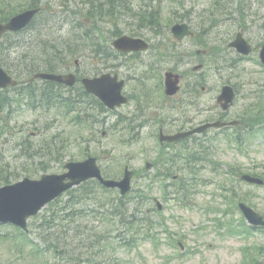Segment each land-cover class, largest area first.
Instances as JSON below:
<instances>
[{
	"label": "rangeland",
	"instance_id": "374dc122",
	"mask_svg": "<svg viewBox=\"0 0 264 264\" xmlns=\"http://www.w3.org/2000/svg\"><path fill=\"white\" fill-rule=\"evenodd\" d=\"M36 1L45 8L44 18L45 15L51 17L52 13L58 12L59 5L63 2V0ZM213 1L162 0L163 9L169 13L164 15L163 20L169 22V18H178L180 21L181 18L187 16L184 13H178L184 6L191 10L188 13H197L191 17L195 22L202 23L198 28L206 33L208 38L220 41L225 37L228 41L231 38L230 35L240 30V26H242L246 30V36L254 41L255 46L258 47L264 43V0H225L222 2V8L224 12H228V15L221 13L220 9H213ZM23 2L24 0H0V16L23 7L24 4L18 5ZM155 2L157 4V0ZM113 19L110 23L101 21L100 26L106 29L114 22L121 28L125 27V20H121L118 16ZM132 22L134 20H129V23ZM91 23H93L92 20L88 24L91 25ZM73 28L70 15L56 14L47 28L44 29L43 26L42 30L49 31L54 37L59 35L65 39L69 38L70 44L76 49H80L83 44L77 42V38L84 34L85 30H79V35L77 32L76 37L72 38L70 34H74L73 30H76ZM35 32L33 29L26 34L28 36L29 33L35 34ZM161 32H163L161 37L166 38L165 31ZM26 34H23V38L26 37ZM220 43L222 42L220 41ZM14 49V47L9 49L7 57L0 54V65L4 60L11 61L13 55L10 52H13ZM233 53L235 52L228 47L222 53L224 58L210 64L207 84L209 88L220 87L223 79H228L231 75L239 73L242 79H246V86L240 95V102L233 108L234 111L229 119L234 120L243 113L248 114V110H254L256 119L250 125L264 121V70L252 58L241 60L235 67L229 68L225 62L233 61ZM220 62L224 63V68L221 67L220 70H217L216 65ZM136 82H139V79L136 78L132 81V91L136 90L134 88ZM208 99L211 114L213 112L211 108L214 107L213 104L216 103V100L212 93L208 94ZM248 102H251L252 107L245 109L244 105ZM131 106L135 110L138 108L136 102H133ZM167 111L168 108H163L162 115ZM2 116L6 121L8 118L9 120L6 133L0 127V178L8 171H12V182H15V177L27 175L38 178L42 173L62 171L64 163L68 160H84L91 154L99 158L106 175L112 178H121L125 166L130 165L137 174L133 180L130 201L146 202L145 198L137 197L138 191H149L150 176L157 173L160 166L159 160L164 154L163 148L160 147L159 140L156 138L145 137L141 141L125 142L121 139L122 134L120 133L111 132L105 136L104 131L108 130L105 125L91 126L87 122L76 123L72 119V113L67 114L65 110L59 108L34 110L19 108L12 115L4 114ZM250 125L244 124V127L250 128ZM156 126L158 125L154 122L150 127L155 130ZM256 130L257 124H254L250 138L243 145L233 144L240 148L233 146L223 148V153L217 157L223 161L224 166L206 161V157L200 149L188 152L190 159H196V162L185 164V161L182 160L179 163L176 161L171 164L173 173H178L175 171L178 167L189 166L200 168L203 171V176L207 175L208 178L214 177V173L219 168H224V171H227L225 168H228L231 170V174L225 183L222 182L225 179L223 176H220L221 179L215 176L222 183L221 187L206 178L204 185L195 188L194 202H189L194 204L193 208H187L180 202H174L176 198L174 190H171L172 187L168 183L159 182V184L169 185V188L165 192L155 190L154 187V190L150 192L151 196L157 197L164 206L163 212L159 215L156 214L158 221L162 222L158 230L170 231L168 235L161 233L163 237L160 238V242L154 244L151 241H145L133 252H129L125 248H119L116 253L108 250L101 256L103 261L97 263L94 249L87 250L85 245L87 238L85 235H81L74 241L76 258L81 257L80 264H110V262L123 264L124 261V264H264V233L252 232L249 234L250 236L246 237L247 229H250L249 224L237 207L238 202L245 201L264 214V185L249 184L237 180L232 175L235 169H239L244 173H255L264 178V129ZM244 135H248V133L244 131ZM147 160L157 163L156 169L147 170ZM187 171L185 174H188ZM166 182L169 181L166 180ZM3 183L5 182L0 179V185ZM95 185V183H91L87 186L92 198L87 199L85 208L90 210V213L81 220L87 224L86 229L89 231H92L97 224H103L96 218L95 211L101 208L94 202L105 203L106 205L103 207L105 210L109 202H120L119 197L121 196L118 190L105 191L99 187L96 191L90 189ZM231 189H234V192H230ZM65 198L62 202H65L69 197ZM150 205H152V200ZM224 210L226 214L223 215ZM45 211L43 210L41 214H44ZM39 223L40 219L29 222V226L32 228L30 239L23 237L21 232L14 229L13 226L3 229L2 234L10 235L0 238V264H29L26 261L27 253L32 249V243L29 240H34V243L38 242L44 246L39 235ZM220 225L223 226L220 228ZM116 233L117 231L113 234ZM170 235L172 236L170 237ZM179 243L184 244L183 255L180 254V250H177L180 249L178 248ZM246 247H248L247 256L244 254ZM12 251L16 253L22 251L23 256L18 257L19 259L15 258ZM64 257L65 255L52 256V253H49L48 264H68L67 259H62ZM42 260L43 264H47L45 259L42 258Z\"/></svg>",
	"mask_w": 264,
	"mask_h": 264
},
{
	"label": "flooded vegetation",
	"instance_id": "af4514ba",
	"mask_svg": "<svg viewBox=\"0 0 264 264\" xmlns=\"http://www.w3.org/2000/svg\"><path fill=\"white\" fill-rule=\"evenodd\" d=\"M222 2L223 0H214L213 9H220ZM102 10L125 20V27L121 28L120 25L112 22L111 26L104 29L100 23L93 22L91 25L86 23L89 29L100 30V35L104 37L90 38V43L87 46L76 49L72 61L68 59L62 65L57 62L56 56L50 57L46 53L42 58L43 69L55 73L71 74L74 77V83L70 86L52 81L43 82L52 85L47 90L56 89L61 100L67 102L73 99V114L74 118L76 117L74 121L80 122L82 119L90 118L91 126L105 125L108 127V130L104 131L105 136L111 132L120 133L122 134L121 139L125 142L141 141L145 137L159 140L164 154L159 160L160 166L155 175L167 176L171 173L168 171L173 166L171 164L176 162L175 159L170 161L173 153L179 152L185 142L191 141V138L200 136L204 132L181 135L176 141H171L166 136H176L188 132L210 121H233L229 117L234 111L235 105L240 102V95L246 86V79H242L240 74L236 73L228 79H223L220 87L209 88L207 84L209 66L224 58L222 53L227 40L224 37L220 43L218 39L208 38L207 34L198 28L202 23L195 22L191 17L197 13H188L191 10L184 6L178 13L188 16L182 21L189 25L193 33L182 39L176 38L171 29L178 18H169V22H164L166 20H163V17L168 12L163 9L162 0H157V4L155 0H89L90 13L95 14ZM129 20H134V22L129 23ZM153 20L154 22H152ZM129 25L132 28L130 35L140 38L142 43L147 45L146 48L131 51H122L116 48L117 36L112 31L120 29L128 32ZM161 31H165L166 38L161 37L163 33ZM232 36L233 34L230 35V37ZM234 38L233 36L230 42H233ZM247 39L251 45L254 43L251 38L247 37ZM230 42L229 46L231 47ZM254 46L253 51L255 52L257 47ZM252 57L243 56V58ZM237 59H239L238 56ZM234 61L236 59L232 63ZM216 66L217 70H220L221 67L224 68V63H217ZM233 66L235 67V65ZM140 68L143 70L140 71ZM107 76L111 79L114 78L108 89L113 91L117 89V99L122 100L112 108L95 93L90 92L86 85V79H93L94 84L97 85ZM136 78L139 79V82L134 84L136 90L132 91L131 83ZM168 79L172 85V93L167 91ZM227 85L233 88L235 97L230 108L224 110L222 109L223 105L219 103V97ZM210 93L216 100V103L213 104L214 107L211 108L213 111L211 114L208 99ZM66 94H71L72 98ZM133 102L138 104L136 110L131 106ZM251 107V102L244 105L245 109ZM163 108H168L164 115L161 113ZM86 109L89 112L84 113L83 110ZM255 116L253 110L248 114L239 115L234 120L244 124L247 120H254ZM154 122L158 126L152 130L150 126ZM211 129L216 128L212 127ZM146 165V169L149 168L148 166H152L147 169L151 170L156 169L157 163H147L146 161ZM180 169L181 167L176 168V170ZM174 175L171 178V185L175 182L180 184L182 180L186 179L178 177V174Z\"/></svg>",
	"mask_w": 264,
	"mask_h": 264
},
{
	"label": "trees",
	"instance_id": "16d2710c",
	"mask_svg": "<svg viewBox=\"0 0 264 264\" xmlns=\"http://www.w3.org/2000/svg\"><path fill=\"white\" fill-rule=\"evenodd\" d=\"M29 4V0H24L23 3L18 4L22 5L23 7H20L19 9L16 8L15 11H9L8 13L3 14L2 16H0V20H7ZM33 4L37 5L38 3L33 0ZM87 13L90 14L87 15L88 17H97L96 15H93V13L89 12V8L87 10ZM112 15H110L109 17L111 18ZM103 16H107V13H102L100 18H103ZM80 24H82V22L80 21V17H78V20L75 22L74 28H79ZM82 29H85L84 35L81 34L80 37L77 38V40L87 39L90 37L99 38L101 36L100 31H93V29L88 30L86 28ZM82 29L80 28L73 30L75 31L74 34H70L72 38L76 37L75 34ZM88 32L90 34H88ZM87 34L88 37L85 36ZM114 34L120 35L121 32L118 29L114 32ZM10 35L12 36L10 37ZM23 36V34L20 35L18 33L8 34L6 38L0 43V49L4 57H7L9 55V49L14 46V51L10 52V54L13 55V58L11 59V61L8 59V62L7 60H4V62H2V65L5 66V68L11 74H14L18 79L26 80L35 72L43 69V63L41 61H38L36 58H30V55H33L36 51L41 52L46 50L44 48H37L32 46H29L28 49V46H24ZM15 38L17 40H15ZM8 41H10V44H12V46H10L9 48L3 44H7ZM59 42L60 43L58 45L61 46L58 47L57 45H55V42L51 41L53 47L55 48L47 47V49L48 51L54 53L59 59H61V62L64 63L67 61V57H69V55H65V52L70 49L69 45L71 43V40L67 38L64 39V41L59 40ZM17 50L18 52H16ZM15 53H17L18 55ZM18 89L20 96L25 98L26 101L34 103L36 88L33 83L29 82L28 84H23ZM12 104L14 105V99L8 93L0 94L1 112L6 111L8 113L9 110L5 108L10 107ZM7 124V121L3 122V120L0 118V127L3 128ZM11 177L12 175L6 173L0 179L2 182H10L12 180ZM91 183L93 182L89 181L79 188L71 190L69 192V198L65 202H62L63 200L59 199L56 200V202L51 203L50 208L54 206V209L50 212L49 219L47 218V215H43L42 219H40L39 231L44 228L46 222L49 223L50 232L48 239L50 241H47L48 243L53 245L54 252H57V249H59L58 252L61 253V255H65V257L62 259H67L66 261L68 264H80L81 258H76V244H74V241L80 238L81 235H85L87 238V241H85L87 250H89V248H93L97 263H101L103 261V259H101L102 254H105L108 250L116 253L119 248L132 249L134 247H138L141 241L148 239L151 236L152 239H155L158 230L153 218V206H151L148 211H146V208L140 205L141 202L129 201L130 197H128L126 202L122 197H119L120 202H109L107 205L108 207L105 210H103V207H105L106 205L105 203L94 202L99 208H101L95 211V213L96 218L99 219L103 224H97V226L93 227L92 231L86 229L87 224H85L81 220L88 216L90 213V210L86 209L85 205L87 203V199L92 197V195L89 194V188H87V186ZM186 183L187 182H185V184ZM97 188L98 186L96 185L90 187V189H93V191H96ZM176 190L177 194L182 195L180 200L181 202H188V192L193 193V191H188L187 187ZM145 195H148V193L144 191H138L137 197L142 198L145 197ZM43 230L40 232L41 238H43ZM115 231H117V233L114 235L113 233ZM89 232L91 233L90 235L88 234ZM61 239L63 240L62 247L60 245ZM20 252L23 254L22 251ZM41 253V248L37 246L35 247V250H31L28 252V256L26 258L36 260L32 262V264H42L40 263ZM100 260L101 262H99ZM110 264L113 263L110 262Z\"/></svg>",
	"mask_w": 264,
	"mask_h": 264
},
{
	"label": "water",
	"instance_id": "95a60500",
	"mask_svg": "<svg viewBox=\"0 0 264 264\" xmlns=\"http://www.w3.org/2000/svg\"><path fill=\"white\" fill-rule=\"evenodd\" d=\"M38 11L39 9L26 10L13 17L9 22L0 23V39L7 31H19L25 28ZM173 31L178 38H182L188 29L185 25H176ZM139 41V39L129 36H122L115 41V45L123 50L143 48L144 45L140 44ZM233 45L245 54H248L251 50L250 45L242 35H239L238 39L233 42ZM261 59L264 62V46L261 52ZM36 76L68 84L74 82L72 75L38 73ZM113 80L114 78L111 79L107 76L95 85L93 79H86L87 89L101 97L109 106L114 107L119 103L120 99H117V89L116 91L108 89ZM16 84L17 80L13 79L3 68H0V90ZM168 86L172 87L170 79H168ZM232 96V88L226 87L222 95V98L226 100V104L231 101ZM168 139L174 140L176 136H170ZM66 167L69 171L65 174H47L41 180L25 178L16 184L0 187V221H10L27 228L29 216L38 213L46 203L56 198L65 190L93 177L98 178L108 187H120L123 194L131 189L132 172L127 170L122 180H107L102 176L101 169L94 157H90L83 162L68 163ZM244 178L249 182L263 183L262 179L250 175H245ZM67 179H69L68 182H66ZM241 208L252 224L264 225V216L255 209L244 203H241Z\"/></svg>",
	"mask_w": 264,
	"mask_h": 264
}]
</instances>
